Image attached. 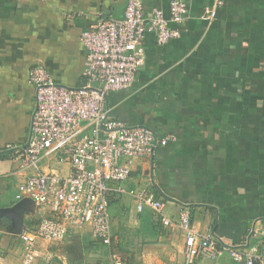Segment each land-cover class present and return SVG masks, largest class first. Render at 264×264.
<instances>
[{
  "label": "crops",
  "instance_id": "obj_1",
  "mask_svg": "<svg viewBox=\"0 0 264 264\" xmlns=\"http://www.w3.org/2000/svg\"><path fill=\"white\" fill-rule=\"evenodd\" d=\"M127 1L0 0V207L19 201L18 185L30 174L72 170L61 154L43 155L28 168L14 158L26 145L35 109L30 70L42 65L58 83L85 84L82 31L101 17L122 18ZM142 1L146 13L155 7L169 13L170 0ZM187 2L180 36L162 44L148 31L145 63L133 83L108 93L111 117L177 137L137 160L124 185L153 192L172 219L188 208L199 231L212 230L239 247L257 246L264 264V239L254 233L264 226V0H224L213 17L207 10L215 0ZM109 200L112 243L104 245L93 232L92 242L109 247L112 264L114 255L125 264L183 262L181 229L164 225L148 209L138 211L132 197L112 191ZM30 206L36 211L24 212L23 227L33 229L37 225L27 222L41 220L46 209ZM10 225V219L0 223L2 252L14 238L22 249L19 234L7 231ZM82 230L73 228L68 236ZM67 239L39 240L41 257L65 255L72 242ZM5 260L21 264L10 255ZM197 264L245 263L224 253Z\"/></svg>",
  "mask_w": 264,
  "mask_h": 264
},
{
  "label": "built area",
  "instance_id": "obj_2",
  "mask_svg": "<svg viewBox=\"0 0 264 264\" xmlns=\"http://www.w3.org/2000/svg\"><path fill=\"white\" fill-rule=\"evenodd\" d=\"M223 3L215 0L208 16L213 17L215 8ZM187 12V0H170L168 14L159 7L146 13L142 0H128L122 18L101 17L81 33L87 51L83 69L86 82L81 86L56 82L42 65L30 70L35 109L26 145L15 151L14 158L21 168H28L37 167L43 155L61 154L60 159L70 162L72 170L66 175L33 173L18 185V200L28 197L46 209L35 228H24L18 236L23 264L39 260V240L63 241L74 227L89 225L94 237L110 246L114 238L109 200L112 191L132 197L138 211L155 212L164 225L185 233L184 260L178 264L214 260L224 253L236 262L262 264L257 246L239 247L223 241L212 230L199 231L188 208L172 219L164 214V201L153 192L124 185L137 160L177 137L159 136L149 126H131L111 117L106 105L108 93L133 83L145 63L146 33L155 31L162 44L179 37ZM254 233L264 239V226ZM113 258V264H125L119 256Z\"/></svg>",
  "mask_w": 264,
  "mask_h": 264
},
{
  "label": "rangeland",
  "instance_id": "obj_3",
  "mask_svg": "<svg viewBox=\"0 0 264 264\" xmlns=\"http://www.w3.org/2000/svg\"><path fill=\"white\" fill-rule=\"evenodd\" d=\"M36 211V210H31ZM40 218H36L33 221H25L27 222V225L34 226L37 225ZM26 224V223H25ZM74 228H80V227H74ZM83 230L81 231L80 235H70L68 236L67 242H71V248L66 251L67 253L58 254L55 255H43L39 258V260L35 264H112V260L110 258L109 254V247L103 246V245H95L93 244V238H92V231L90 228L87 230L86 227H82ZM64 239L63 241H65ZM18 240L16 238L11 240L10 243V250L8 252H2L0 251V261H2L5 264L7 261V255H10V259H14L16 261H21L22 257V249L18 245ZM52 247H50L51 249ZM57 249V247H56ZM55 249V250H56ZM13 251V253H12ZM65 263H64V262Z\"/></svg>",
  "mask_w": 264,
  "mask_h": 264
},
{
  "label": "water",
  "instance_id": "obj_4",
  "mask_svg": "<svg viewBox=\"0 0 264 264\" xmlns=\"http://www.w3.org/2000/svg\"><path fill=\"white\" fill-rule=\"evenodd\" d=\"M31 202L35 203V201L31 198H24L12 206L0 207V223L2 224V220H11V225L7 228V231L16 235L21 233L24 228V212L32 210V207L30 206ZM0 264L5 263L0 261Z\"/></svg>",
  "mask_w": 264,
  "mask_h": 264
}]
</instances>
